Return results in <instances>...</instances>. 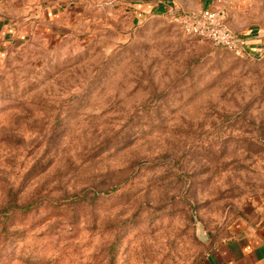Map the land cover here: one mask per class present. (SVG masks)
<instances>
[{"label":"rangeland","instance_id":"1","mask_svg":"<svg viewBox=\"0 0 264 264\" xmlns=\"http://www.w3.org/2000/svg\"><path fill=\"white\" fill-rule=\"evenodd\" d=\"M39 3L58 13L0 47V264H206L200 232L264 197V49L179 17L241 31V0Z\"/></svg>","mask_w":264,"mask_h":264},{"label":"crops","instance_id":"2","mask_svg":"<svg viewBox=\"0 0 264 264\" xmlns=\"http://www.w3.org/2000/svg\"><path fill=\"white\" fill-rule=\"evenodd\" d=\"M58 10L39 0H0V47L35 34ZM226 15L240 16L243 29L236 32L249 38L250 47L264 49V0H241L240 8H229ZM207 240L206 264H264V197L244 209L224 236Z\"/></svg>","mask_w":264,"mask_h":264},{"label":"built area","instance_id":"3","mask_svg":"<svg viewBox=\"0 0 264 264\" xmlns=\"http://www.w3.org/2000/svg\"><path fill=\"white\" fill-rule=\"evenodd\" d=\"M181 30L191 36L205 38L213 44L223 46L237 54L250 47L249 38L230 29L223 22V14L219 10L200 8L183 13L179 17Z\"/></svg>","mask_w":264,"mask_h":264},{"label":"trees","instance_id":"4","mask_svg":"<svg viewBox=\"0 0 264 264\" xmlns=\"http://www.w3.org/2000/svg\"><path fill=\"white\" fill-rule=\"evenodd\" d=\"M162 6L163 5L160 4L159 10L162 9ZM75 196L77 197V200L80 201V200L85 199L86 194L80 192L79 196L78 195H75ZM93 200H94V197L91 198V202H93ZM6 207L11 209V210L12 209H18L19 212L24 213L30 208V205H29V203L28 204H18L14 198H9L7 201ZM2 229H4V224L2 226Z\"/></svg>","mask_w":264,"mask_h":264},{"label":"water","instance_id":"5","mask_svg":"<svg viewBox=\"0 0 264 264\" xmlns=\"http://www.w3.org/2000/svg\"><path fill=\"white\" fill-rule=\"evenodd\" d=\"M200 237L202 240L206 241L208 239V235L206 234V232L201 231L200 232Z\"/></svg>","mask_w":264,"mask_h":264}]
</instances>
